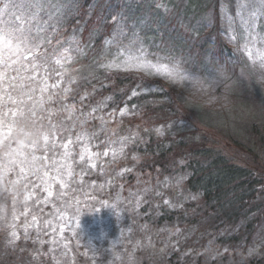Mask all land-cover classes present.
<instances>
[{"label":"trees","instance_id":"16d2710c","mask_svg":"<svg viewBox=\"0 0 264 264\" xmlns=\"http://www.w3.org/2000/svg\"><path fill=\"white\" fill-rule=\"evenodd\" d=\"M232 1L227 0L231 13ZM6 2L0 0V9ZM10 2L14 7L0 19L21 16L14 36L22 41V59L6 69L16 70L18 77L12 86L15 97H6L10 100L4 112L13 115L9 123L16 119L21 126L5 128L9 132L0 154L11 149L9 144L14 146L16 133L40 153L45 144L51 145L54 155L41 161L52 163L56 155L61 174L69 178L52 204L71 206L69 215L96 223V214H76L81 201L77 197L95 193L105 206L119 185L133 189L123 205L122 210L128 209L123 221H145L154 229L135 253L130 243L113 249L136 256L137 264H226L229 252L264 242L262 175L232 160L194 125V111L181 93L177 97L167 74L148 75L125 63L128 57L141 56L197 66L207 55L224 59L222 0H43L40 11L33 7L35 0ZM0 68L6 71L3 64ZM190 99L196 101L193 108L202 107L197 102L201 99ZM2 115L0 111V119ZM235 118L240 132H232L228 141L246 155L252 152L264 159V121L246 122L242 114ZM77 132L81 136L76 140ZM21 168L17 163L8 175L24 177L36 170ZM123 169L122 175L116 173ZM12 198L8 189L0 192L1 203L8 207ZM37 206L33 213L53 209L49 200ZM164 228L174 230L178 243L169 256L153 251L166 236ZM35 232L30 228L28 237L17 240L19 254L37 251ZM115 234L105 241L110 243ZM185 248L193 250L185 253ZM196 249L201 252L195 254ZM210 250L221 256L212 257ZM232 264H264V251L248 252L242 262Z\"/></svg>","mask_w":264,"mask_h":264},{"label":"rangeland","instance_id":"374dc122","mask_svg":"<svg viewBox=\"0 0 264 264\" xmlns=\"http://www.w3.org/2000/svg\"><path fill=\"white\" fill-rule=\"evenodd\" d=\"M228 7L227 0H222L220 38L224 43L222 47L224 59L218 56L211 57L213 61H218L228 69L230 78L226 86L202 96H193L187 89L177 86L174 82L170 86L176 87L177 97L178 93H181V97L187 99L186 104L189 108L197 112H195L197 116L194 112L192 113L194 125L202 127L204 132L212 137L215 146L223 149L225 154L232 157V160L261 174L264 180V159L255 158L256 155L252 152V155H246L227 139L230 138L229 135L232 132H240L239 120L236 121L235 115H244L248 118L246 122L264 121V56L260 55L264 52V11L252 19V13L261 9V0H233L231 5L234 8L233 13L228 11ZM21 20L18 13L8 21L0 19V34L14 33L15 26ZM120 29L118 31L123 33V29ZM15 59L14 56L13 60ZM144 59L154 65L171 67L170 61L160 62L159 58L153 61L148 57ZM165 59H167L166 56ZM182 63L193 70L202 66L193 65V63L185 64L183 61ZM143 71L152 76L165 74L157 73L154 69ZM0 72L5 71L0 68ZM16 73V70L10 68L6 70L5 76L0 77V111H3L0 119V145L4 142L6 133L9 132L5 128L13 125L17 129L21 126L16 119L9 123L13 115L9 118L4 112V106L7 105L6 100L9 99L6 97H15L12 86L13 82L17 81ZM191 96L193 99H201L197 102H200L202 107L193 108L192 105L196 101L191 100ZM222 117L223 121L220 119ZM117 125L116 121L112 128ZM80 136L81 134L77 132L74 137L77 140ZM15 137L14 146L9 144L11 149L0 154V192L8 189L13 197L9 207L4 200L2 203L0 201V264H13L15 259L18 260L15 264H32L33 262L43 264H137L136 256L128 253L126 257L123 253H118L119 251L116 252L113 249L116 246L130 243L131 251L135 253L145 240L144 237L150 236L154 229L145 221H134L129 218L126 222L123 221L125 214H128V209L122 210L123 205L127 197L133 194V189L119 185L114 193V200L106 203L103 200L105 206H101L100 196H96L95 193L86 198H83V195L77 197L81 201L78 209L76 202L74 209H77L76 214H96L94 217L96 223L88 221L84 223L79 215L76 217L69 215L73 214L71 206L63 203L56 206L51 202L55 193L60 195L64 193L63 189L69 181L68 177L61 174L59 169L61 165L56 162V155L52 163L49 160L45 163L41 161L47 155H54V148L45 144L43 152L40 153L35 150V144L28 143L20 133H16ZM28 151L31 152L30 155ZM17 163H21L23 168L36 170H33L31 174L26 171L24 177L18 173L9 176V172H13ZM50 165L56 169L50 170ZM38 171L40 173L35 178L34 174ZM124 172L125 169L117 170L116 173L122 175ZM4 178L7 180L6 183ZM56 181L59 182L58 187L54 185ZM48 200L53 207L51 212L44 210V213H33L38 208L39 202L43 201L46 204ZM142 202H137L133 209L138 211ZM115 215H120L119 220L114 218ZM40 221H44V224L39 225ZM30 228L36 230L37 251L21 255L15 250L16 242L21 237H28L27 231ZM163 230L166 236L160 240V243L153 246V251L157 255L168 254L169 256L172 250L178 249V243L174 230L165 228ZM114 233L116 234L111 242H106L105 240L110 239L108 235ZM30 240L33 241L35 238L31 237ZM181 240L182 237L178 236V242ZM192 250L185 248V253H190ZM259 251H264V242L251 246L247 251L238 249L229 252L228 259L223 261L226 264L239 263L248 252L258 253ZM200 252L201 250H195V254ZM219 254V251L216 253L210 250L212 257H220Z\"/></svg>","mask_w":264,"mask_h":264},{"label":"clouds","instance_id":"9594fccd","mask_svg":"<svg viewBox=\"0 0 264 264\" xmlns=\"http://www.w3.org/2000/svg\"><path fill=\"white\" fill-rule=\"evenodd\" d=\"M171 67L176 72L173 82L185 87L193 96H202L215 92L224 87L229 80V72L225 65L212 58L206 57L205 63L197 70L185 67L182 61H170Z\"/></svg>","mask_w":264,"mask_h":264},{"label":"snow or ice","instance_id":"6c2138e0","mask_svg":"<svg viewBox=\"0 0 264 264\" xmlns=\"http://www.w3.org/2000/svg\"><path fill=\"white\" fill-rule=\"evenodd\" d=\"M14 7V5L11 4L10 0L9 2L4 3L3 9H0V14H6L7 11ZM34 8H36L37 11L43 10L45 7V4L43 3V0H35V3L33 5ZM261 11H264V0H261V9H258L257 12L252 13V19H255L256 15L260 13ZM18 38L14 36V33L11 32H4L3 34H0V64H3L5 67V70L20 62L22 57L20 56V43L22 41L17 42ZM261 56H264V52L260 54ZM16 57L15 60H13V57ZM134 61V63H133ZM11 62V64L9 63ZM126 64L130 63L132 66L143 69V70H152L154 69L157 73H165L170 79L175 78L176 72L172 67H169L167 65H154L150 61H147L143 59V57H128L125 61ZM109 67L118 66V65H108ZM23 71H26V69L23 68V65H21V69ZM6 75L5 72H0V77H3ZM47 86H45L46 88ZM44 89H42L43 91ZM15 103V101H13ZM159 131V129H157ZM12 163H15V161H12ZM23 168H21V171L23 172Z\"/></svg>","mask_w":264,"mask_h":264}]
</instances>
